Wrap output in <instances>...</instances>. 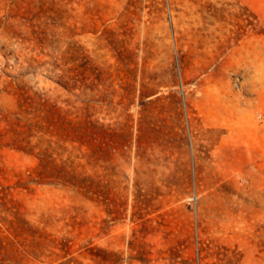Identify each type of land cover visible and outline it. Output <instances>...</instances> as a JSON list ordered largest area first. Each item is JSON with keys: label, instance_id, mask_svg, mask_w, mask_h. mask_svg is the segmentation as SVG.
<instances>
[{"label": "rangeland", "instance_id": "1", "mask_svg": "<svg viewBox=\"0 0 264 264\" xmlns=\"http://www.w3.org/2000/svg\"><path fill=\"white\" fill-rule=\"evenodd\" d=\"M0 264H264V0H0Z\"/></svg>", "mask_w": 264, "mask_h": 264}]
</instances>
